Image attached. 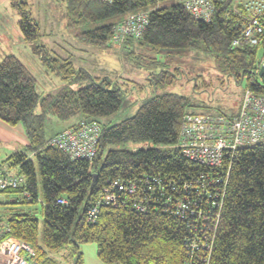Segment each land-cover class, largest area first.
Here are the masks:
<instances>
[{
    "label": "trees",
    "instance_id": "obj_1",
    "mask_svg": "<svg viewBox=\"0 0 264 264\" xmlns=\"http://www.w3.org/2000/svg\"><path fill=\"white\" fill-rule=\"evenodd\" d=\"M154 1L67 0V13L72 25L121 15L119 20L95 25L80 34L98 46L123 41L129 44L135 37L112 41V26L127 13L146 10ZM231 1L218 4L210 22L194 19L181 2L150 9L148 24L142 36L136 38L138 45L154 52L202 47L236 83L247 75L244 88L264 95L262 79L251 83L261 64L257 51L264 50V43L231 47L244 22L243 16L230 11ZM12 5L18 11V26L24 38L39 42L34 51L44 66L67 81L90 78L75 88L61 86L39 99L35 78L24 63L12 53L0 57V119L10 125L21 123L28 141L25 149L6 159L11 166H20L23 187L0 190L19 192L11 199L14 202L7 203L28 207L13 208L5 223L9 226L8 235L32 246V260L42 264H83L78 246L93 242L103 264H264V139L240 146L234 153H223L222 168L218 169L223 181L217 183L220 197L216 202H208L200 190L199 199L195 200L200 202L195 208L201 214L190 213L189 209L177 212L183 182L195 180L201 172L211 175L213 171L174 148L183 118L190 113H221L190 112L185 97L166 92L153 95L132 116L105 124L102 119L122 104L124 89L105 77H90L69 59L51 56L46 45L40 43V26L32 18L28 3L13 0ZM167 70L160 68L156 74L166 79ZM162 82L165 80L159 83ZM50 115L59 120L79 116L77 122L64 128L81 121L98 126V141L91 159L72 158L48 143L64 130L62 127L46 138L45 120ZM139 144L142 146L135 150L129 147ZM34 163L42 188L41 235L39 219L30 211L37 202ZM92 173H97L93 184ZM114 180L135 181L136 196L114 189ZM24 189L28 196L23 195ZM110 192L116 195L115 202H107ZM60 197H65L67 204L58 203ZM138 204L141 207L137 208ZM93 206L97 207L96 217L90 221L87 211ZM202 227L208 236L198 233ZM70 243L77 255L75 260L69 254L62 255L64 260L52 256ZM193 243L196 246L192 248Z\"/></svg>",
    "mask_w": 264,
    "mask_h": 264
},
{
    "label": "rangeland",
    "instance_id": "obj_2",
    "mask_svg": "<svg viewBox=\"0 0 264 264\" xmlns=\"http://www.w3.org/2000/svg\"><path fill=\"white\" fill-rule=\"evenodd\" d=\"M12 1L0 0V57L5 53H12L24 63L35 78V91L38 98L41 99L45 94L52 93L64 85L75 88L83 82H88L89 77L67 81L43 65L40 56L34 51V47L39 42H30L24 38L18 26L19 14L12 5ZM25 1L28 3L32 18L40 26V43L46 45L51 56L69 59L75 67L87 71L90 77H105L124 89L125 96L122 104L118 110L102 119L105 124L111 125L132 116L137 108L153 95L166 92L185 97L188 104L187 110L190 112L221 113L226 116H232L238 112L247 75L236 83L232 75L221 70L216 59L202 47L162 49L160 52H154L148 46L138 45L136 38H131L129 44L123 41L121 44L112 46H98L86 41L80 33L95 25L119 20L122 18L121 15L106 21L72 25L67 13V0ZM179 2L181 0H156L145 8L150 10L169 7ZM261 59L262 51L259 49L257 61L261 62ZM160 68L168 69L166 79L156 74ZM162 80L165 82L159 83ZM36 111L39 112V106L36 107ZM78 119L79 116L67 120L48 116L45 120L46 138L51 137L62 127L77 122ZM26 144L28 141L21 123L10 125L0 119V171L8 175L20 174L24 177L20 166H11L6 159L13 152L25 149ZM137 146L142 144L129 147L135 150ZM34 168L37 202L31 205L33 208L30 211L39 219L41 235V178L37 163H34ZM18 193L0 191L2 200L0 205H4V201L14 202L10 195L17 196ZM80 211L81 209L76 216L80 214ZM9 215V210H3L2 214L0 213V222L2 219L6 220ZM4 224L5 221L1 226ZM77 252L82 253L83 264H103L97 257V246L93 242L80 244ZM58 254H69L74 260L77 257L71 243L63 247ZM23 256L28 260V264H42L34 262L29 254H23ZM54 258L61 260L56 254Z\"/></svg>",
    "mask_w": 264,
    "mask_h": 264
},
{
    "label": "built area",
    "instance_id": "obj_3",
    "mask_svg": "<svg viewBox=\"0 0 264 264\" xmlns=\"http://www.w3.org/2000/svg\"><path fill=\"white\" fill-rule=\"evenodd\" d=\"M112 2L114 0H101ZM225 0H181L184 9L194 19L210 22L217 10V5ZM239 1V2H238ZM232 13L243 16L244 22L240 33L231 41V47L256 46L264 43V0H232L230 3ZM148 10H137L127 13L122 20L111 28L112 41L131 36L139 38L148 24ZM261 65H264V50H262ZM259 66V67H260ZM259 67L255 70L257 77L251 80L256 84L262 77L258 75ZM238 112L232 116L223 114L204 115L187 114L180 127L178 140L173 145L183 156L190 161L213 169L211 175L201 172L195 180H185L182 184L183 195L176 204L177 212L189 209L190 213L201 211L195 208L200 201L199 191L206 196L208 202H216L220 197L217 183L223 181L218 169L222 168V156L225 152L234 151L244 145H250L264 139V95L244 88ZM98 141V126L95 123L79 122L64 128L51 137L49 144L59 147L72 158L91 159L95 153ZM156 180V179H155ZM158 182V181H157ZM25 181L22 175H8L0 171V190L18 189L23 187ZM200 183L203 185L200 187ZM111 186L118 191H124L130 196H136L138 187L135 181L121 182L114 180ZM112 187V188H113ZM23 195L29 193L24 189ZM222 195V193H221ZM116 195L110 192L107 202H115ZM192 201V202H190ZM195 201V202H193ZM60 204H67L65 197L57 200ZM141 207L140 204L136 206ZM97 207L93 206L87 211V219L93 221L96 217ZM198 230V229H196ZM198 233L208 236L202 227ZM9 226L5 223L0 228V264H28L23 254H34L32 246L26 241L8 235ZM192 248L196 246L193 243ZM208 246V242H207ZM36 264V263H33Z\"/></svg>",
    "mask_w": 264,
    "mask_h": 264
},
{
    "label": "crops",
    "instance_id": "obj_4",
    "mask_svg": "<svg viewBox=\"0 0 264 264\" xmlns=\"http://www.w3.org/2000/svg\"><path fill=\"white\" fill-rule=\"evenodd\" d=\"M67 126V125H66ZM65 127V126H64ZM21 194H22V192H21ZM13 197H15V195H10V198H13ZM0 201H2L1 199H0ZM7 202H5L4 201V205H0V207H1V209H0V213L2 214V211L3 210H9L10 212L13 210V208H15V207H17V206H14V205H12V204H6ZM27 207L28 206H26V205H20V207L18 206L17 207V209H27ZM5 220L4 219H2V222H0V228H1V225H2V223L4 222ZM54 254H56L57 256H59V258H61V260H63L62 258V255L61 254H58V253H54ZM54 254H52V256L54 257Z\"/></svg>",
    "mask_w": 264,
    "mask_h": 264
},
{
    "label": "water",
    "instance_id": "obj_5",
    "mask_svg": "<svg viewBox=\"0 0 264 264\" xmlns=\"http://www.w3.org/2000/svg\"><path fill=\"white\" fill-rule=\"evenodd\" d=\"M258 75L262 77V80L264 81V65H261L259 67ZM97 173H92V184L95 181Z\"/></svg>",
    "mask_w": 264,
    "mask_h": 264
}]
</instances>
